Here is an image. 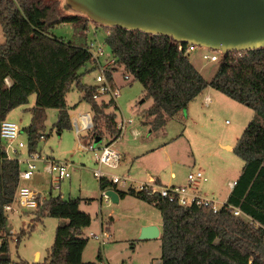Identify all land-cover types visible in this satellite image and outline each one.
I'll return each mask as SVG.
<instances>
[{
  "label": "trees",
  "instance_id": "obj_1",
  "mask_svg": "<svg viewBox=\"0 0 264 264\" xmlns=\"http://www.w3.org/2000/svg\"><path fill=\"white\" fill-rule=\"evenodd\" d=\"M83 17L62 13L54 0H0V124L15 108L35 96L33 120L28 134L46 109L58 110L55 128H70L66 95L72 86L82 94L93 112V138H100L103 118L110 141L118 136L115 115L104 111L113 105L92 100L94 86L81 84L80 69L91 61L84 46H75L51 34L54 26L67 23L87 30ZM82 21V22H81ZM105 44L113 64L107 72L122 71L139 82L152 101L143 114L153 130L184 111L206 87L254 112L233 148L243 167L226 203L213 213L208 208L181 207L157 193L132 188L119 191L108 180L99 181L101 191L114 190L120 199L132 196L156 208L162 216L160 264H264V49L221 56L210 82L189 61L186 44L178 51L171 38L107 28ZM6 80L10 82L8 85ZM102 119V120H103ZM36 136L30 137L28 153H34ZM19 164L10 160L0 140V238L5 231L4 207L12 202L18 185ZM79 199L61 196L40 200L34 213L61 219L54 242L42 264H82L88 239L84 229L90 216L79 210ZM238 209L250 221L233 215ZM7 257V258H5ZM96 258L101 260L98 252ZM8 263V243L1 239L0 264Z\"/></svg>",
  "mask_w": 264,
  "mask_h": 264
},
{
  "label": "rangeland",
  "instance_id": "obj_2",
  "mask_svg": "<svg viewBox=\"0 0 264 264\" xmlns=\"http://www.w3.org/2000/svg\"><path fill=\"white\" fill-rule=\"evenodd\" d=\"M54 1H58L61 12L66 13L62 9L61 0ZM85 20L87 21L85 32L79 25L63 23L54 26L51 34L75 46L93 43L95 49L100 47L103 50L96 64L89 62L79 71L81 84L96 86L95 79L99 75L100 67H105L112 56L105 44L107 28L95 25L83 17L82 21ZM3 43L4 37L0 28V45ZM204 53L211 52L197 48L188 54V58L192 65L201 71L204 80L209 82L218 64L203 60ZM123 75L125 74L122 71L113 73L119 96L115 99V105H111L104 113L114 114L116 123L121 120L132 122L111 145V148L121 155L119 165L114 169L100 167L106 175V180L111 181L112 177L128 178L127 184H117L118 188L127 190L131 185L132 177L130 176L134 174L133 168L129 170L133 153L141 150H157L164 144H167L164 151H157L141 162L140 170L143 177H146L145 174L150 173L152 168L158 174L161 183L188 187L187 175L200 171L206 181L201 180L197 186L203 195L206 193L212 196L211 192L217 188L211 182V177L216 181L220 177L216 174H222L229 179L235 174L237 168L242 167V160L233 151L222 149V145L235 147L244 129L254 118L252 110L211 88L213 103L208 108L207 105L202 104V96L191 106V109L198 107L199 111H202L204 118L200 122L197 123L192 119L187 121L184 110L178 116L176 115L177 117L167 119L163 127L153 130L150 124H144L143 118V114L151 106L152 101L145 97L139 82H126L123 80ZM7 84L9 85L10 82ZM209 90L210 88H207V91ZM65 100L71 126L60 132L54 126L58 110L46 109L35 122L34 133L28 134L27 129L33 120L34 95L28 98L25 105L15 108L6 116L7 121L19 127V141L25 145L23 149L17 151L16 159L26 158L30 137L33 135L37 137L34 153L43 159L69 165L70 178L54 184L53 176L44 172L46 164L38 162L36 164L38 171L30 181H24L21 185L38 192L40 200L47 199L49 196H61L65 200H80L79 210L88 214L91 219L90 226L83 231V237L87 238L88 242L82 254V264L99 263L96 258L98 252L109 264H155L161 256V241L160 239L139 240L138 230L143 226L141 224L146 222L160 224L162 222L160 212L132 196H128L117 204L101 200L102 191L99 189V181L93 177V172L99 170V166L95 163L94 152L80 150L79 144L92 143L98 151L107 145L111 138L103 118L99 122V127L101 137L106 140L102 139L96 143L92 130L83 131L78 137L73 120H77L81 114L93 115V112L90 105L82 100V94L75 86H72ZM107 102L108 98H104L102 103ZM134 133H137V137ZM21 166L24 167L23 164ZM171 173L175 174L174 178H171ZM223 186L218 190H223ZM219 194L215 197L219 198ZM216 198H214L216 206L223 205ZM34 212V210L20 209L18 213L7 216L5 231L1 233L2 238H0V241L5 239L8 243V263L3 264H42L47 258L54 242L56 228L63 221L47 215L37 220ZM101 228L106 229L110 235L103 245L90 236L91 233L99 235Z\"/></svg>",
  "mask_w": 264,
  "mask_h": 264
},
{
  "label": "water",
  "instance_id": "obj_3",
  "mask_svg": "<svg viewBox=\"0 0 264 264\" xmlns=\"http://www.w3.org/2000/svg\"><path fill=\"white\" fill-rule=\"evenodd\" d=\"M61 6L104 28L168 37L221 56L264 49V0H61ZM106 195L118 203L114 190ZM159 236L149 225L141 228L139 240Z\"/></svg>",
  "mask_w": 264,
  "mask_h": 264
},
{
  "label": "built area",
  "instance_id": "obj_4",
  "mask_svg": "<svg viewBox=\"0 0 264 264\" xmlns=\"http://www.w3.org/2000/svg\"><path fill=\"white\" fill-rule=\"evenodd\" d=\"M197 48L195 45H188L185 48V53L189 54L194 52ZM88 51L91 53V61L96 64L98 57L103 54V50L98 47L95 49L93 43L87 45ZM206 52H211L210 54L204 53L202 59L206 60L209 63H217L221 54L219 51H213L208 48H201ZM182 50V44L178 43V51ZM239 55L241 53H238ZM113 59H111L105 67H100L99 75H97L95 82L97 83L94 86L95 91L92 95V100L99 102L101 104H109L112 102L115 105V99L119 96V90L115 85V82L111 83L107 77V72L109 67L113 64ZM123 80L126 82L131 81L130 77L125 74L123 75ZM7 83V80H6ZM104 98H108L107 103H102ZM210 103L209 98L204 99V105ZM93 115L91 113H85L79 115L78 119L73 120V125L75 128V133L79 137L80 133L83 131L92 130L93 128ZM131 120L125 121L121 120L116 123V130L118 136L103 146L101 149L96 151V148L93 147L92 143L89 144H79L80 150H87L94 152L95 163L99 166V170L93 172V177L98 179H106V175L100 170V167H107L114 169L116 168L120 161L121 155L118 154L115 150L111 148V145L119 139L121 133L126 129L128 125H131ZM137 136V134H134ZM19 138V127L11 121H3L0 124V140L1 147L4 149L7 154L8 159L16 160L19 164L20 171L18 174V185L14 193L12 202L4 207V214L7 220L9 214H16L20 209L26 210H35L38 207L40 194L34 189L21 185L24 181H30L34 174L38 171L36 164L38 162L45 163V173L47 175L53 176L54 184H58L65 179L70 178V173L68 171L69 165L63 162L49 161L48 159L41 158L36 153H27V156L23 160L16 159L17 151L25 147V145L18 141ZM5 142V146L2 143ZM24 165L21 166V165ZM203 179V175L200 171L196 173H189L187 175L188 187H165V186H155L152 184H145L140 186L138 191H149L150 193H157L162 198H168L169 201H175L181 207H190L195 205L197 207L208 208L213 213H217L221 207H217L216 203L210 199L204 198L197 194L196 184L198 181ZM129 181L128 178L120 179L118 177H112L111 183L115 186L117 184H127ZM235 185V182L232 186ZM189 190L191 192H189ZM101 200H104L106 203H110V198L106 195V191H102ZM234 217L241 219L240 216L244 217V221H250V219L244 216L238 209H233ZM91 237H94L101 245L105 244L106 240L110 238L109 232L101 228L100 234L96 235L91 233ZM1 243V241H0ZM97 264H106L105 260L101 257L99 263Z\"/></svg>",
  "mask_w": 264,
  "mask_h": 264
},
{
  "label": "crops",
  "instance_id": "obj_5",
  "mask_svg": "<svg viewBox=\"0 0 264 264\" xmlns=\"http://www.w3.org/2000/svg\"><path fill=\"white\" fill-rule=\"evenodd\" d=\"M197 71L201 74V71L200 70H198L197 69ZM202 75V74H201ZM211 81V80H210ZM209 81V82H210ZM7 82H9L8 80H7ZM86 86H88V85H86ZM207 88H210V87H206L205 89L206 90H204L199 96H197L192 102H190L189 104H188V106H187V108L185 109V111H186V116H187V121H189V120H191L192 119V121H196L197 123L198 122H200L204 117H203V113H202V111H199V108L197 107L196 109H191V106L193 105V104H195V101H197V99L200 97V96H202V100H201V102H202V104L204 103V99L207 97V98H209V100H210V103L207 105V108L213 103V99H212V97L211 96H213L212 94H211V88H210V90L209 91H207ZM208 92V93H207ZM210 92V93H209ZM101 104V103H100ZM179 114H181V112L180 113H178L177 114V116L179 115ZM177 116H174L173 118H175V117H177ZM172 118V119H173ZM169 119V118H168ZM145 121V120H144ZM167 121V120H166ZM135 132V131H134ZM134 134H137V133H134ZM135 137H137V136H135ZM96 139H98V138H95L94 140H96ZM102 139H105L104 137H100L99 138V141H101ZM106 140V139H105ZM18 141H19V138H18ZM2 145H3V143H2ZM3 146H5V145H3ZM166 146H167V144H164V145H162V146H160L159 148H157V150H154V149H150V150H141L140 152H136V153H133V155L131 156V159H130V164H129V170H131L132 168H133V172H134V174L132 175V176H130V177H132V178H130V180H131V185H130V187L129 188H132V189H138L140 186H142V185H145V184H152V185H155V186H165V187H182V186H177V185H175V184H173V183H169V184H163V183H161V181H160V178H159V176H158V174L157 173H155L153 170H152V168H150V173H146L145 175H146V177H143V175H141L142 173V171L140 170V168H141V162L143 161V160H145V159H147V158H149V157H151V156H153L157 151L159 152L160 150L161 151H164V149L166 148ZM136 148V147H135ZM23 149V148H22ZM222 149H225V150H227V151H233V147L232 146H224V145H222ZM122 159L123 160H125L123 157H122ZM242 167H243V164H242ZM242 167H239V168H237L236 170H235V174L231 177V178H229V179H227L226 177H224L222 174L221 175H219V174H216V176H220V177H218L219 179H217L216 181L214 180V178H212L211 177V182L213 183V185H215L216 186V190H214L213 192H211L212 193V196H209V195H207L206 193H204V195L202 194V191L199 189V187L197 186V185H199V182L201 181H198V183L196 184V187H197V194L198 195H200V196H202V197H204V198H207V199H210V200H212L213 202H215L216 203V201H214V198H216L215 196H217V194L218 193H220L219 194V198H216V200L217 201H219L220 203H223V205L226 203V200H227V198H228V196H229V194L231 193V191H232V189H233V187L234 186H232V184L234 183V182H236V180H237V178H238V176L240 175V172H241V170H242ZM152 171V172H151ZM151 173H155V174H151ZM175 177V174L174 173H171V178H174ZM203 181H206V178L205 177H203V179H202ZM186 185V184H185ZM224 185V186H223ZM223 186V190H218L219 188H221ZM226 186V187H225ZM115 187H116V189L117 190H119V191H126V190H124V189H122V188H118L117 187V185H115ZM128 188V189H129ZM100 189V188H99ZM107 191V190H106ZM189 192H191L190 190H189ZM214 193V194H213ZM216 194V195H215ZM128 196H125L124 198H122V199H120L119 197H118V203L121 201V200H124V199H126ZM222 204H221V206L220 207H222L223 206ZM141 225H143V226H141V228L142 227H145V226H149V225H154V226H156L158 229H159V231H160V234H161V231H162V222L160 223V224H157V223H152V222H146V223H144V224H141ZM140 231H141V229L139 228V230H138V234L140 233ZM157 239H159V238H157ZM104 260H105V262H106V264H109L108 263V261L105 259V257L102 255L101 256ZM155 264H160V258L159 259H157L156 260V263Z\"/></svg>",
  "mask_w": 264,
  "mask_h": 264
},
{
  "label": "bare ground",
  "instance_id": "obj_6",
  "mask_svg": "<svg viewBox=\"0 0 264 264\" xmlns=\"http://www.w3.org/2000/svg\"><path fill=\"white\" fill-rule=\"evenodd\" d=\"M240 218H244V217L240 216Z\"/></svg>",
  "mask_w": 264,
  "mask_h": 264
}]
</instances>
